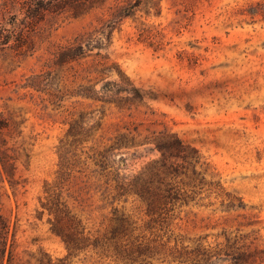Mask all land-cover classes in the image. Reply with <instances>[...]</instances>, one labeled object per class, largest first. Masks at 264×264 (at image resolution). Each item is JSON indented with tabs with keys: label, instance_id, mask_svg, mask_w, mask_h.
<instances>
[{
	"label": "rangeland",
	"instance_id": "obj_1",
	"mask_svg": "<svg viewBox=\"0 0 264 264\" xmlns=\"http://www.w3.org/2000/svg\"><path fill=\"white\" fill-rule=\"evenodd\" d=\"M117 173L134 186L118 193ZM161 176L178 197L164 239L264 259V0H0V264L67 254L46 187L102 233L122 213L143 225L135 191ZM65 264L117 262L89 248Z\"/></svg>",
	"mask_w": 264,
	"mask_h": 264
},
{
	"label": "trees",
	"instance_id": "obj_2",
	"mask_svg": "<svg viewBox=\"0 0 264 264\" xmlns=\"http://www.w3.org/2000/svg\"><path fill=\"white\" fill-rule=\"evenodd\" d=\"M174 141L175 145H169L166 153L162 149V160L165 162H162V167L158 171L163 174H169L174 168L172 164L166 162L167 159L179 156L183 147L180 139L176 138ZM112 149L113 145L94 153L97 157L96 162H99L103 168L108 164ZM135 179L136 176L129 180L117 173L115 176L117 192L128 191L134 186ZM44 191L45 201L40 200L43 209L39 213L43 215L47 210L52 224L51 230L61 238L67 250L64 257L56 259L49 257L45 264H65L68 257L89 248L104 256L113 257L117 264H152L153 259L168 263L213 264V258L222 256L227 258L230 264H263L264 262L261 250L257 248L249 250L248 245L244 243L237 246L228 238L224 248L220 247V244L212 247L201 244L189 247L184 243L179 244L177 239L171 244L169 236L164 239L163 234L156 232V217H161L168 210L167 206L178 197L176 188L163 176L158 184L149 183L139 186L135 191L147 206L145 213L149 219L143 225H137L129 215L122 213L115 217L116 224L102 233L99 230L87 229L54 187H46ZM4 226L6 225L1 227Z\"/></svg>",
	"mask_w": 264,
	"mask_h": 264
}]
</instances>
